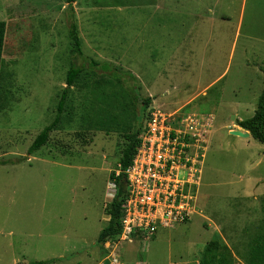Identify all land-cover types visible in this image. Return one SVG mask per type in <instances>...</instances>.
<instances>
[{
  "label": "rangeland",
  "instance_id": "374dc122",
  "mask_svg": "<svg viewBox=\"0 0 264 264\" xmlns=\"http://www.w3.org/2000/svg\"><path fill=\"white\" fill-rule=\"evenodd\" d=\"M69 15L84 77H118L117 94L152 98L146 114L212 116L195 214L152 239L115 244L118 264H198L215 234L233 264H245L248 243L264 234V145L229 132L253 116L264 86V0H76L71 9L66 0H0V264L109 263L96 241L124 139L95 125L103 106L90 88H72L59 130L27 154L74 62ZM123 105L112 114L134 125Z\"/></svg>",
  "mask_w": 264,
  "mask_h": 264
},
{
  "label": "built area",
  "instance_id": "2783aa9c",
  "mask_svg": "<svg viewBox=\"0 0 264 264\" xmlns=\"http://www.w3.org/2000/svg\"><path fill=\"white\" fill-rule=\"evenodd\" d=\"M148 113L125 171L128 196L121 207L120 234L104 243L108 264H118L111 250L115 244L152 239L160 229L186 223L195 214L212 116L157 108Z\"/></svg>",
  "mask_w": 264,
  "mask_h": 264
},
{
  "label": "trees",
  "instance_id": "16d2710c",
  "mask_svg": "<svg viewBox=\"0 0 264 264\" xmlns=\"http://www.w3.org/2000/svg\"><path fill=\"white\" fill-rule=\"evenodd\" d=\"M75 1L76 0H66L70 9ZM67 22L68 39L72 47L71 52L74 62L70 64L67 72L66 86L61 91L56 105V114L54 119L36 136L27 150V154L30 156L39 151L48 142L49 135L52 132L59 130L72 88L77 84H80L81 87H85L87 89L90 88V94L93 95L97 103L103 106L98 108V113H101V119L97 120L95 125L107 133L111 132V130L118 129V132L122 133V137L124 139L120 150V158L118 160V173H111L110 175V180L114 185V195L111 197L105 211L108 222L107 225L100 231L96 241L98 245H104L106 241H115L120 234V218L122 216L121 207L128 196V185L125 171L131 165L133 157L140 144L139 136L143 128L144 120L147 116L146 111L152 102V98L149 97L139 99L138 95H135L133 92V94H130L129 91H119L117 94L113 90V87H115L114 83H121V80L118 77H107V74L105 73L99 75L101 77L97 78L84 77V74L85 76L87 75L84 71V67L78 66L75 63V61L79 58H83V53L81 51V40L78 36L74 16H67ZM5 29V23L0 22V68L2 64ZM90 65L94 68L100 66L102 68V72L108 70L106 67L107 65L101 66L95 62H91ZM261 70L264 74V69ZM96 73V70L92 71V74ZM130 77L131 79H135L131 75ZM127 103L128 106L133 108L131 113L132 118L134 119V125H132V122L129 123L126 121L125 117H121V119L125 120L122 121L118 118L120 116L112 114L113 108H115L118 104H124L123 107H125V104ZM126 109L127 107L120 113H126L127 115ZM235 125L248 132L252 139L264 145V86L258 98L257 107L253 116L249 119L237 120ZM262 212L264 214V198L262 199ZM231 254L232 252L229 246L225 242H222L218 234H215L212 240L204 247L198 264H233V257ZM244 262L245 264H264V234H258L250 240L248 248L245 252ZM54 263V260H46L31 264Z\"/></svg>",
  "mask_w": 264,
  "mask_h": 264
},
{
  "label": "crops",
  "instance_id": "0c3cea01",
  "mask_svg": "<svg viewBox=\"0 0 264 264\" xmlns=\"http://www.w3.org/2000/svg\"><path fill=\"white\" fill-rule=\"evenodd\" d=\"M234 127V128H233ZM233 127H231V131L233 130V131H242L243 133H245L246 131L245 130H243V129H241L240 127H238V126H236V125H234ZM230 133V132H229ZM231 135V134H230ZM231 136H233V135H231ZM234 137H237V138H240V139H244V140H247V139H251V136L249 135L247 138H241V137H238V136H234ZM106 223L108 222V219L106 218ZM100 233V232H99ZM226 243V242H225ZM103 248H104V255L106 254V250H105V247H104V245H103Z\"/></svg>",
  "mask_w": 264,
  "mask_h": 264
},
{
  "label": "water",
  "instance_id": "95a60500",
  "mask_svg": "<svg viewBox=\"0 0 264 264\" xmlns=\"http://www.w3.org/2000/svg\"><path fill=\"white\" fill-rule=\"evenodd\" d=\"M231 119H235L234 116L231 117ZM230 134L233 135V136H238V137H241V138H247L250 134L248 132H245L243 133L242 131H230Z\"/></svg>",
  "mask_w": 264,
  "mask_h": 264
},
{
  "label": "bare ground",
  "instance_id": "6f19581e",
  "mask_svg": "<svg viewBox=\"0 0 264 264\" xmlns=\"http://www.w3.org/2000/svg\"><path fill=\"white\" fill-rule=\"evenodd\" d=\"M205 151H206V149H205ZM204 157H205V152H204ZM203 160H204V158H203ZM201 175H202V170H201ZM200 183H201V180H200ZM200 183H199V186H200Z\"/></svg>",
  "mask_w": 264,
  "mask_h": 264
}]
</instances>
